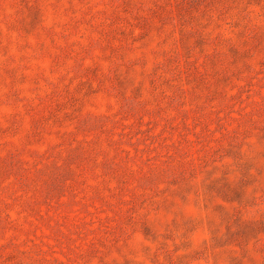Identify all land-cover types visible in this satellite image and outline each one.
Wrapping results in <instances>:
<instances>
[{
	"label": "rangeland",
	"instance_id": "374dc122",
	"mask_svg": "<svg viewBox=\"0 0 264 264\" xmlns=\"http://www.w3.org/2000/svg\"><path fill=\"white\" fill-rule=\"evenodd\" d=\"M0 264H264V0H0Z\"/></svg>",
	"mask_w": 264,
	"mask_h": 264
}]
</instances>
